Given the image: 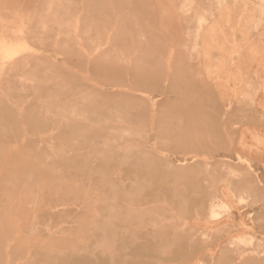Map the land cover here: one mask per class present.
I'll return each mask as SVG.
<instances>
[{
    "label": "rangeland",
    "instance_id": "1",
    "mask_svg": "<svg viewBox=\"0 0 264 264\" xmlns=\"http://www.w3.org/2000/svg\"><path fill=\"white\" fill-rule=\"evenodd\" d=\"M199 1L215 0H0V20L10 18L5 22L8 27L17 20L11 28L19 24L23 40L35 48L30 54L35 59L28 56L26 62L5 66L4 72L1 67L0 72V143L7 145L0 150V230L4 229L0 262L79 264L81 257L82 264H156L157 259L159 264H228L230 256L247 249L251 253L253 247L264 255V84L250 72L242 89L226 93L211 86L200 56L199 34L214 14L207 9L205 17L195 16ZM233 1H247L250 39H263L264 0ZM167 4L172 8L162 9ZM171 10L173 16L168 18ZM256 48L252 45V53ZM82 94H88V101L82 102ZM17 103L26 104L22 118L15 115ZM47 106L53 120L74 106H82L79 110L88 119H71L73 124L55 129L54 136L46 130L42 136L23 137L43 127L40 122ZM14 142L19 143L18 150L6 161L8 146ZM111 155L114 161L106 164L104 157ZM221 192L245 200L236 202L237 214L244 216H238L234 225L224 224L227 213L220 225L208 216L211 200ZM123 217L131 225L135 221L133 227ZM136 229L139 234L148 231L154 244L143 249L136 245L131 236ZM118 232L132 242L130 248H120ZM253 234L252 243H228L232 237ZM180 238H185L182 246L163 245ZM10 250L16 254L13 259ZM182 251L190 254L184 257ZM18 254L24 255L22 259ZM244 264H264V260L252 255Z\"/></svg>",
    "mask_w": 264,
    "mask_h": 264
},
{
    "label": "bare ground",
    "instance_id": "2",
    "mask_svg": "<svg viewBox=\"0 0 264 264\" xmlns=\"http://www.w3.org/2000/svg\"><path fill=\"white\" fill-rule=\"evenodd\" d=\"M84 4V3H83ZM232 10V9H231ZM248 12V11H247ZM17 14H19V13H17ZM2 15V14H1ZM21 15V14H20ZM20 15H18V16H16L15 18L17 19V17H19ZM120 15V14H119ZM82 16V15H81ZM2 17H3V15H2ZM2 17H0L1 19H2ZM5 17V16H4ZM117 17V16H116ZM203 17V16H202ZM19 18H21V16L19 17ZM7 19V18H6ZM4 19L3 21L2 20H0V72H2L1 71V67H4V68H2L3 69V72H4V69H5V66H8V67H10V66H12V65H15V64H22V63H24V62H26V59L28 58V56H31L30 54L32 53L33 54V49H35V48H33V47H31L25 40H23L24 39V37L23 36H25V34L24 33H22V28H20V26H19V24H18V26L17 25H15V27L13 28H11V25L12 24H14V23H16V19H14V21L15 22H12L13 21V19H12V23H10L11 25H10V27H8L7 26V24L5 23L7 20H9V19ZM11 20V19H10ZM22 20V19H21ZM199 20V19H198ZM204 20V19H203ZM203 20H201V21H203ZM79 21V20H78ZM77 21V22H78ZM200 21V20H199ZM207 21V20H206ZM261 22H262V20H260ZM18 22H20V19H19V21ZM80 22V21H79ZM79 22L77 23V24H79ZM204 22V21H203ZM23 23V22H22ZM205 23H207V22H205ZM9 25V24H8ZM116 25H118V24H116ZM17 26V27H16ZM23 27H24V23H23V25H22ZM117 27V26H116ZM213 27V26H212ZM9 28H11V31L9 32ZM240 28V27H239ZM112 29H115V28H113L112 27ZM242 29V28H241ZM77 30H78V28H77ZM202 30V29H201ZM77 33V32H76ZM79 33V32H78ZM24 34V35H23ZM11 35V36H10ZM79 35V34H78ZM75 36H77V35H75ZM237 36V35H236ZM59 38V37H58ZM79 39H80V37H79ZM252 39V38H251ZM44 40V39H43ZM240 40V39H239ZM80 41V40H79ZM40 44H42V42L40 43ZM80 45H81V42L79 43ZM108 44V43H107ZM58 45V44H57ZM82 46V45H81ZM244 47V46H243ZM33 48V49H32ZM100 48V47H99ZM103 48V47H102ZM137 50V49H136ZM172 50H173V48H172ZM240 50V49H239ZM239 50H236V51H239ZM242 50V49H241ZM253 50V49H252ZM87 51V50H86ZM35 52H37V51H35ZM173 52H174V50H173ZM241 52V51H240ZM88 54V53H87ZM171 54H173V53H170V55ZM255 54V53H254ZM37 55V54H36ZM57 55H60V54H57ZM62 55V54H61ZM191 55V54H190ZM236 55H238V53L236 54ZM240 55V54H239ZM34 56V55H33ZM42 56V55H41ZM43 56H45L44 54H43ZM89 56V55H88ZM87 56V57H88ZM32 57V56H31ZM31 57H29V58H31ZM62 57V56H61ZM91 57V56H90ZM170 57V56H169ZM41 58H44L45 59V57H41ZM92 58V57H91ZM126 58V57H125ZM130 58V57H129ZM170 58H172V57H170ZM234 58V57H233ZM32 59H35V58H33L32 57ZM31 59V60H32ZM50 59V58H49ZM90 59V58H89ZM127 59V58H126ZM47 60H48V58H47ZM53 60V59H52ZM58 60V59H57ZM125 59H123V61H124ZM129 59H127V61H128ZM49 61V60H48ZM231 61V60H230ZM229 61V62H230ZM234 62H235V60H233ZM54 62V61H53ZM57 62V61H56ZM90 62V61H89ZM125 62V61H124ZM216 62V61H215ZM34 62L32 61V63H31V65L33 64ZM37 63H39V62H37ZM36 63V64H37ZM61 63V62H60ZM47 64H48V62H47ZM219 64V63H218ZM217 64V65H218ZM236 64V63H235ZM238 64V63H237ZM68 67V66H67ZM70 67V66H69ZM215 67H217V66H215ZM26 68V67H25ZM27 68H29V65H28V67ZM26 68V69H27ZM63 68V67H62ZM168 68V67H167ZM171 68V67H170ZM60 70H61V68H59ZM64 69V68H63ZM238 69V68H237ZM76 70V69H75ZM78 70V69H77ZM24 71H26V70H24ZM41 71H43V70H41ZM62 71V70H61ZM64 71V73H65V70H63ZM62 71V72H63ZM74 71V70H73ZM168 71V70H167ZM245 72V71H244ZM80 73V72H79ZM32 74H34L33 72H32ZM67 74V73H66ZM65 74V75H66ZM87 74V73H86ZM235 74V73H234ZM0 75H2L1 73H0ZM88 75V74H87ZM128 75H129V73H128ZM203 75V74H202ZM211 75V74H210ZM242 76V75H241ZM1 77L2 76H0V79H1ZM87 77V76H86ZM129 77V76H128ZM179 77V76H178ZM203 77V76H202ZM239 77V76H238ZM245 77V76H244ZM249 77V76H248ZM21 79H22V77H21ZM25 79V78H24ZM167 79V78H166ZM84 80V79H83ZM246 80H247V78H246ZM38 81V80H37ZM166 81V80H165ZM165 81H163V82H165ZM30 82H32V81H30ZM38 82H40V80L38 81ZM130 82V81H129ZM97 83V82H96ZM165 85H166V83H165ZM49 86V85H48ZM98 86V85H97ZM132 86V85H131ZM42 88V87H41ZM121 88V87H120ZM125 88V87H124ZM1 89H3V88H1ZM10 89V88H9ZM31 89V88H30ZM46 89V88H45ZM114 89V88H113ZM113 89H112V91H113ZM129 89V88H128ZM35 90L36 89H34L33 91H34V93H35ZM40 89H38L37 91H39ZM44 90V89H43ZM42 90H40V92H41ZM54 91V90H53ZM52 91V92H53ZM125 91V90H124ZM143 91V90H142ZM141 91V92H142ZM181 91V90H180ZM187 91V90H186ZM185 91V92H186ZM15 92V91H14ZM13 92V93H14ZM22 92V91H21ZM45 92H47V90L45 91ZM49 92V91H48ZM91 92V91H90ZM43 93H44V91H43ZM42 93V94H43ZM139 93V92H138ZM181 93V92H180ZM183 93V92H182ZM212 93V92H211ZM216 93V92H215ZM227 93V92H226ZM8 94H10V93H8ZM39 94V93H38ZM56 94H58V92L56 93ZM142 94V93H141ZM145 94V93H144ZM185 94V93H184ZM45 95H46V93H45ZM143 95V94H142ZM7 96V95H6ZM9 96H11V95H9ZM44 96V95H43ZM47 96V95H46ZM90 96V95H89ZM45 97V96H44ZM62 97V96H61ZM87 97H88V94H82V96H80V98L82 99V102H85V101H88L87 100ZM143 97H144V95H143ZM8 98V97H7ZM148 98V97H147ZM90 99V98H89ZM9 100V99H8ZM7 100V101H8ZM150 100V99H149ZM159 100V99H158ZM216 100H218V99H216ZM223 100V99H222ZM15 101V100H14ZM54 101V100H53ZM77 101H78V99H77ZM118 101V100H117ZM153 101V100H152ZM151 101V102H152ZM20 102V101H19ZM59 102V101H58ZM153 102H155V101H153ZM246 102V101H245ZM256 102V101H255ZM0 103H1V101H0ZM9 103H10V100H9ZM41 103H43V104H45V103H49L47 100H42V102ZM54 103H55V101H54ZM59 103H61V102H59ZM67 103H69V102H67ZM67 103H65L66 105L65 106H67ZM75 103V102H74ZM73 103V104H74ZM78 103V102H77ZM249 104H252V103H250V102H248ZM152 104V103H151ZM214 104H215V101H214ZM217 104V103H216ZM215 104V105H216ZM235 104V103H234ZM244 104V103H243ZM24 105H26V104H22V103H17V107L16 106H14L13 105V107H15L16 109H15V115H17V118H22V117H24V114H23V111L25 110V108H24ZM48 105V104H47ZM69 105V104H68ZM198 105V104H197ZM238 105V104H237ZM245 105V104H244ZM60 106V105H59ZM62 106H64V105H62ZM78 106V105H77ZM77 106H74L73 108H71L70 109V111H68V112H62V113H60V117H59V119H57V120H53L52 118H50V113H52V110L51 109H49V107L47 106V109H46V113H45V117L43 118V119H41V124H42V128H33V130L31 131V133H25L24 135H23V137H25V136H27V134H31V135H35V134H37V135H41V134H43V133H45L46 132V130H48V133H49V135H51L52 133H53V131L55 130V129H57V128H61V126H65V125H67V127L68 126H70L71 124H73L72 122H71V119H77V118H82V119H86L87 118V115L88 114H85V111L83 112V110H79L80 108L82 109V106L78 109L77 108ZM151 106H153V105H151ZM211 106V105H210ZM218 106V105H217ZM182 107V106H181ZM187 107V106H186ZM231 107V106H230ZM247 107V106H246ZM246 107H244V108H246ZM152 108V107H151ZM156 108V107H155ZM254 108V107H253ZM257 108V107H256ZM118 109H119V107H118ZM184 109V108H183ZM231 109V108H230ZM251 109H252V107H251ZM258 109V108H257ZM11 110H13V109H11ZM60 110V109H59ZM66 110V109H65ZM67 110H69V109H67ZM120 110V109H119ZM178 110V109H177ZM246 110V109H245ZM110 113H112L113 112V110H108ZM121 111V110H120ZM156 111V110H155ZM219 111V110H218ZM253 111H254V109H253ZM256 111V110H255ZM254 111V112H255ZM14 112H12V113H14ZM116 112V111H115ZM119 112V111H118ZM117 112V113H118ZM229 112V111H228ZM248 112V111H247ZM35 113H37V112H35ZM48 113L50 114V115H48ZM116 113V114H117ZM152 113V112H151ZM225 113H226V111H225ZM252 113V112H251ZM27 114V113H26ZM115 114V115H116ZM121 114V112L119 113V115ZM156 114V113H155ZM255 114V113H254ZM260 114V113H259ZM111 115H113V114H111ZM118 115V114H117ZM150 115H152V114H150ZM157 115H158V113H157ZM248 115V114H247ZM250 115H252V114H250ZM249 115V116H250ZM261 115V114H260ZM52 116H54V115H52ZM114 116V115H113ZM155 116V115H154ZM7 117V116H6ZM12 117V116H11ZM15 117V116H14ZM100 117V116H99ZM116 117V116H115ZM182 117V116H181ZM224 117V116H223ZM8 118V117H7ZM10 118V117H9ZM36 118V117H35ZM53 118H57V117H53ZM137 118V117H136ZM157 118V117H156ZM155 118V119H156ZM264 118V117H263ZM11 119V118H10ZM10 119H7V120H9L10 121ZM81 119V120H82ZM88 119V118H87ZM115 119V118H114ZM120 119V118H119ZM186 119V118H185ZM34 120H36V119H34ZM75 120L73 121L74 123H75ZM108 120H110V118L108 119ZM108 120L106 121L107 122V124H108ZM111 120H113V118L111 117ZM115 120H117V119H115ZM121 120V119H120ZM140 120V119H139ZM151 120H152V117H151ZM151 120H150V122H151ZM223 121L225 120V119H222ZM256 120V119H255ZM254 120V121H255ZM12 121V120H11ZM87 121V120H86ZM105 121V120H104ZM123 121V120H122ZM38 122V121H37ZM39 123V124H40ZM102 123V122H101ZM121 123H123V122H121ZM31 124V123H30ZM105 124V123H104ZM111 124V123H110ZM124 124H127V123H124ZM77 125V124H76ZM103 125V124H102ZM129 125V124H128ZM153 125H155V124H153ZM243 125V124H242ZM247 125H248V122H247ZM256 125H258V124H256ZM75 126V125H74ZM95 126V125H94ZM151 126H152V124H151ZM262 126V125H261ZM104 127V126H103ZM129 127V126H128ZM131 127V126H130ZM235 127V126H234ZM239 127V126H238ZM264 127V126H263ZM1 128L3 129V130H6V127L5 126H1ZM16 128V127H15ZM27 127H24L23 126V129H25V131L27 130L26 129ZM92 128V127H91ZM105 128V127H104ZM109 128V127H108ZM153 128H154V126H153ZM99 129V128H98ZM121 130H124V129H122V128H120ZM129 129V128H128ZM137 129V128H136ZM155 129V128H154ZM179 129V128H178ZM59 130V129H58ZM67 131H69L70 130V128L69 129H66ZM115 130V129H114ZM130 130V129H129ZM128 130V131H129ZM224 130H225V132H226V129H225V127H224ZM7 131V130H6ZM63 131V130H62ZM117 131H119V130H117ZM125 131V130H124ZM152 131V130H151ZM254 131V130H253ZM66 132V131H65ZM170 132V131H169ZM224 132V133H225ZM63 133H64V131H63ZM70 133V132H69ZM101 133V132H100ZM112 133V132H111ZM114 133V132H113ZM119 133V132H118ZM128 133V132H127ZM131 133V132H130ZM228 132H226V134H227ZM256 133V132H255ZM120 134H121V132H120ZM229 134V133H228ZM227 134V135H228ZM31 135H30V137H31ZM53 135V134H52ZM65 134H63V136H64ZM70 135V134H69ZM68 135V136H69ZM115 135V134H114ZM122 135V134H121ZM120 135V136H121ZM210 135V134H209ZM255 135H257V134H255ZM29 136V135H28ZM42 136V135H41ZM54 136V135H53ZM125 136H127V135H125ZM125 136H124V138H125ZM173 136V135H172ZM226 136V135H225ZM229 136H230V134H229ZM228 136V137H229ZM236 136V135H235ZM243 136V135H242ZM242 136H241V138H242ZM245 136V135H244ZM48 137V136H47ZM64 137H66V136H64ZM109 137V136H108ZM208 137H210V136H208ZM227 137V136H226ZM41 138V137H40ZM103 138V137H102ZM123 138V137H122ZM176 138V137H175ZM174 138V140H176ZM230 138V140H233V139H231V137H229ZM240 138V139H241ZM259 138V137H258ZM24 139H26V138H24ZM39 139V138H38ZM48 140H49V138H47ZM198 139V138H197ZM244 139V138H243ZM7 140L5 139V142H6ZM40 141H41V139H40ZM255 141H257V140H255ZM8 142V141H7ZM110 142V141H109ZM112 142V141H111ZM164 142V141H163ZM191 142H192V140H191ZM9 143V142H8ZM14 143H16V144H14V146H8L7 148H8V152H10L9 153V155H7V157H6V161H9L11 158H12V156L15 154V152L18 150V142H14ZM95 143V142H94ZM22 144V143H21ZM20 144V145H21ZM155 144V143H154ZM192 144V143H191ZM233 144H234V140H233ZM259 144H260V142H259ZM106 145V144H105ZM136 145V144H135ZM7 145L6 144H1L0 143V150L1 149H3V151H4V147H6ZM140 146V145H139ZM154 146V145H153ZM193 146V145H192ZM117 147H119V149H120V146H117ZM129 147H130V145H129ZM150 147H152V146H150ZM6 148V149H7ZM106 148H108V147H106ZM105 148V149H106ZM112 148V147H111ZM232 148H234V147H232ZM13 149V150H12ZM21 149V148H20ZM104 149V148H103ZM109 149V148H108ZM116 149V148H115ZM118 149V148H117ZM116 149V150H117ZM138 149V148H137ZM142 149V148H141ZM83 150V149H82ZM99 150V149H98ZM124 150V149H123ZM161 150V149H160ZM78 151V150H77ZM80 151V150H79ZM88 151V150H87ZM97 151V150H96ZM150 151V150H149ZM7 152V153H8ZM12 152H13V154H12ZM125 152H126V150H125ZM148 152V151H147ZM188 152V151H187ZM239 152V151H238ZM255 152V151H254ZM140 153V152H139ZM146 153V152H145ZM150 153H152V152H150ZM149 153V154H150ZM171 153V152H170ZM92 154V153H91ZM95 154V153H94ZM189 154H191V156H192V152L191 153H189ZM207 154V153H206ZM210 154V153H209ZM238 154H241V153H238ZM237 154V155H238ZM50 155H51V153H50ZM93 155V154H92ZM141 155V154H140ZM146 155V154H145ZM175 155V154H174ZM194 155H196V154H194ZM100 156H102V155H99V157ZM104 156V155H103ZM240 156H243L242 154L240 155ZM244 156H246V155H244ZM196 157V156H195ZM198 157V156H197ZM73 158V157H72ZM143 158V157H142ZM246 158V157H245ZM65 159V158H64ZM90 159V158H89ZM96 159V158H95ZM119 159V158H118ZM129 159V158H128ZM242 158L240 157V160H241ZM249 159H250V157H249ZM126 160V159H125ZM141 160V159H140ZM168 160V159H167ZM246 160H247V158H246ZM28 161V160H27ZM93 161V160H92ZM104 161L106 162V164L107 163H112L113 161H114V159H113V156L111 155V156H105L104 157ZM245 161V160H244ZM94 162V161H93ZM211 162V161H210ZM25 163V162H24ZM80 163V162H79ZM130 163V162H129ZM128 163V164H129ZM150 163V162H149ZM153 163V162H152ZM170 163H173V162H170ZM247 163V162H246ZM87 164V163H86ZM109 164V165H110ZM116 164V163H115ZM121 164V163H120ZM183 164V163H182ZM244 164V163H243ZM7 165V164H6ZM150 165V164H149ZM174 165V164H173ZM208 165V164H207ZM78 166V165H77ZM115 166V165H114ZM144 166V165H143ZM167 166V165H166ZM248 166V165H247ZM251 166V165H250ZM64 167V166H63ZM92 168H93V166H91ZM173 167V166H172ZM249 167V166H248ZM77 168V167H76ZM75 168V169H76ZM165 168H167V167H165ZM209 168V167H208ZM252 168V167H251ZM91 169V168H90ZM248 169L249 168H247V173H248ZM74 170V169H73ZM209 170V169H208ZM232 169H230V171H231ZM58 171V170H57ZM101 171V170H100ZM144 171V170H143ZM147 171V170H146ZM236 171V170H235ZM71 172V171H70ZM73 172V171H72ZM231 172H233L232 174H235L234 173V171L232 170ZM230 172V173H231ZM250 172H251V170H250ZM254 172V171H253ZM1 173H2V171H1ZM78 173V172H77ZM229 173V172H228ZM240 173V172H239ZM238 173V174H239ZM81 174V173H80ZM177 174V173H176ZM250 174V173H249ZM148 175V174H147ZM207 175V174H206ZM229 175H231V174H229ZM229 175H228V177H229ZM241 175V174H240ZM240 175H238V176H240ZM248 175V174H247ZM1 176V175H0ZM77 176V175H76ZM134 176V175H133ZM144 176H146V175H144ZM236 176H237V173H236V175L234 176L235 177V179H236ZM250 176V175H249ZM95 177V176H94ZM139 177V176H138ZM210 177V176H209ZM242 177V176H241ZM240 177V178H241ZM4 178V177H3ZM89 178V177H88ZM136 178V177H135ZM150 178V177H149ZM173 178H175V177H173ZM230 178V177H229ZM239 178V177H238ZM146 179V178H145ZM176 179V178H175ZM259 179V178H258ZM136 180V179H135ZM147 180V179H146ZM171 180V179H170ZM230 180V179H229ZM260 180V179H259ZM3 181V180H2ZM1 181V182H2ZM169 181V180H168ZM225 181V180H224ZM223 181V182H224ZM231 181V180H230ZM44 182V181H43ZM134 182H136V181H134ZM206 182H208V181H206ZM40 183V182H39ZM96 183V182H95ZM165 183V182H164ZM179 183V182H178ZM177 184V183H176ZM216 184H218V183H216ZM223 184V183H222ZM224 184H227V183H225L224 182ZM38 185V184H37ZM36 185V186H37ZM42 185V184H41ZM47 185V184H46ZM45 185V186H46ZM172 185V184H171ZM170 185V186H171ZM220 185V184H219ZM249 185V184H248ZM1 186H2V184H1ZM40 186V185H39ZM49 186V185H48ZM47 186V187H48ZM139 186V185H138ZM165 186V185H164ZM163 186V187H164ZM228 187V186H227ZM3 188V187H2ZM49 188V187H48ZM48 188H47V190H48ZM168 188V187H167ZM7 189V188H6ZM50 189V188H49ZM117 189H118V187H117ZM177 189V188H176ZM186 189V188H185ZM209 189H211V188H209ZM229 189V188H228ZM232 189V188H231ZM252 189V188H251ZM35 190V189H34ZM215 190H218V189H215ZM7 191V190H6ZM38 191V190H37ZM119 191V190H118ZM138 191V190H137ZM137 191H135V192H137ZM173 191V190H172ZM231 191V190H230ZM32 192H35V191H32ZM127 192V191H126ZM198 192V191H197ZM234 192V191H233ZM236 192H238V191H236ZM184 193V192H183ZM37 194V193H36ZM40 194V193H39ZM200 194V193H199ZM218 194V193H217ZM238 195H239V193H237ZM32 195H34L33 193H32ZM31 195V196H32ZM120 195V194H119ZM125 195V194H124ZM134 195V194H133ZM177 195V194H176ZM246 195V194H245ZM263 195H264V193H263ZM263 195H262V197H263ZM122 196V195H121ZM235 196V195H234ZM240 196V195H239ZM249 196V195H248ZM256 196V195H255ZM254 196V197H255ZM35 196H33V198H34ZM82 197V196H81ZM80 197V198H81ZM113 197V196H112ZM133 197V196H132ZM257 197V196H256ZM259 197V196H258ZM257 197V198H258ZM54 198V197H53ZM149 198V197H148ZM178 198V197H177ZM180 198V197H179ZM203 198V197H202ZM254 199V200H256V201H258V199ZM45 199V198H44ZM51 199H52V195H51ZM138 199V198H137ZM166 199V198H165ZM242 199L243 198H235V197H230V196H228V195H225L223 192H221L219 195H215V198L213 199V200H211V204L209 205V214H208V216H209V218L212 220V222L214 223V224H216V225H220L222 222L224 223V221H221L220 219H221V216L224 214V213H227L228 214V219H227V221H225V223L224 224H227V225H231V224H233V222H234V220H236V218L238 217V216H240V217H242V215L243 214H241L240 212L237 214V212H236V210H237V204H236V202H240V204H242L244 201H242ZM252 199V198H251ZM261 199V198H260ZM112 200V199H111ZM125 200V199H124ZM55 201V200H54ZM116 201V200H115ZM136 201V200H135ZM187 201V200H186ZM241 201H242V203H241ZM253 201V200H252ZM263 201V200H262ZM262 201H260V202H262ZM61 202H62V199H61ZM65 202V201H64ZM79 202V201H78ZM166 202V201H165ZM1 203V202H0ZM57 203H59L60 204V202H57ZM74 203V202H73ZM156 203H157V201H156ZM164 203V202H163ZM247 203H248V201H247ZM250 203H251V201H250ZM258 203V202H257ZM15 203H11V205H14ZM51 204V203H50ZM70 204V203H69ZM68 204V202H67V204L66 205H69ZM135 204V203H134ZM141 204V203H140ZM239 204V205H240ZM263 204V203H262ZM49 205V204H48ZM119 205V204H118ZM129 205V204H128ZM245 205V204H244ZM254 205H255V203H254ZM42 206V205H41ZM45 206V205H44ZM50 206V205H49ZM60 206H62L63 207V205H60ZM70 206H71V204H70ZM134 206V205H133ZM142 206V205H141ZM162 206V205H161ZM166 206V205H165ZM175 206V205H174ZM249 206V205H248ZM46 207H47V205H46ZM45 207V208H46ZM55 207H57V206H55ZM65 207V206H64ZM63 207V208H64ZM67 207V206H66ZM112 207V206H111ZM137 207V206H136ZM143 207V206H142ZM151 207V206H150ZM241 207H243V206H241ZM254 207H257V206H254ZM52 208V207H51ZM62 208V209H63ZM146 208V207H145ZM167 207H165V209H166ZM190 208V207H189ZM247 208V207H246ZM250 208H252V206L250 207ZM260 208H261V206H260ZM39 210V209H38ZM46 210H47V208H46ZM51 210V209H50ZM54 210V209H53ZM57 210V209H56ZM135 210V209H134ZM137 210V209H136ZM135 210V211H136ZM140 211H141V209H139ZM171 210V209H170ZM244 210V209H243ZM41 211V210H40ZM139 211V212H140ZM48 212V211H47ZM68 212V211H67ZM67 212H65V213H67ZM158 212V211H157ZM259 212V211H258ZM49 213V212H48ZM54 213V212H53ZM52 213V214H53ZM123 213V212H122ZM121 213V216L123 215ZM127 213V212H126ZM131 213V212H130ZM141 213V212H140ZM51 214V215H52ZM57 214V213H56ZM68 214V213H67ZM134 214V213H133ZM251 214V213H250ZM253 214V213H252ZM257 214V213H256ZM255 214V215H256ZM126 215V214H125ZM130 215V214H129ZM176 215V214H175ZM254 215V216H255ZM34 216H36V215H33V217ZM118 216V215H117ZM124 216V215H123ZM147 216V215H146ZM244 216V215H243ZM261 216L262 215H260V218H261ZM263 216H264V214H263ZM32 217V216H31ZM177 217V216H176ZM256 217V216H255ZM258 217V216H257ZM1 218V217H0ZM36 218V217H35ZM35 218H34V220H35ZM145 218V217H144ZM263 218V217H262ZM122 219H124V221L123 222H128L127 221V217L126 218H122ZM257 219V218H256ZM1 220V219H0ZM34 220H33V222H34ZM115 220L117 221V219L115 218ZM121 220V219H120ZM126 220V221H125ZM131 220V219H130ZM255 220V219H254ZM36 221V220H35ZM115 221V222H116ZM150 221V220H149ZM154 221V220H153ZM218 221V222H217ZM32 222V221H31ZM104 222V221H103ZM113 222H114V220H113ZM129 222H131V221H129ZM128 222V224H130ZM135 222V221H134ZM134 222H133V225H134ZM255 223H256V221H254ZM259 222V221H258ZM264 222V221H263ZM3 222L1 221V223L0 224H2ZM109 223V222H108ZM118 223H119V216H118ZM120 223H121V221H120ZM124 223V224H125ZM248 223V222H247ZM254 223V224H255ZM50 224H52V223H50ZM114 224V223H113ZM155 224H157V223H155ZM260 224H261V221H260ZM46 225H47V223H46ZM105 225H107V224H105ZM105 225H103V226H105ZM110 225H112V223L110 224ZM109 225V226H110ZM131 225V224H130ZM133 225H131L132 227H133ZM234 225V224H233ZM241 225H243V224H241ZM39 226V225H38ZM50 226V225H49ZM60 226V225H59ZM63 226H64V224H63ZM98 226H99V224H98ZM116 226H117V224H116ZM115 226V227H116ZM144 226V225H143ZM259 226V225H258ZM94 227V226H93ZM112 227V226H111ZM154 227V226H153ZM162 227V226H161ZM166 227V226H165ZM261 227H263V225L261 226ZM1 228V227H0ZM31 228H33V227H31ZM30 228V229H31ZM96 228V227H95ZM103 228V227H102ZM117 228V227H116ZM115 228V229H116ZM120 228V227H119ZM136 228V227H135ZM147 228V227H146ZM160 228V227H159ZM231 228V227H230ZM256 228V227H255ZM35 229V228H34ZM37 229V228H36ZM35 229V230H36ZM47 229V228H46ZM99 229V228H98ZM112 229H113V227H112ZM125 229V228H124ZM235 229H237L236 227H235ZM2 230H4V229H2ZM2 230H0V232L2 231ZM38 230V229H37ZM147 230V229H146ZM232 230V229H231ZM254 230H256V229H254ZM253 230V231H254ZM106 231H108V230H106ZM111 231H114V229L113 230H111ZM127 231H129V230H127ZM136 231H138V229H136ZM135 230H133V231H131V236H133V238H134V243L136 244V245H141V247H142V249L143 248H146L145 246H149L150 244L152 245V243L154 244V242H153V238H150V237H148V231H147V233L146 232H143V234L141 233V234H139L140 232L138 231V232H136ZM4 232V231H3ZM34 233H36V231H33ZM125 232V231H124ZM231 232V231H230ZM229 232V233H230ZM258 232V231H257ZM2 233V232H1ZM54 233V232H53ZM128 233V232H127ZM228 233V234H229ZM256 233V232H255ZM5 233H3V235H4ZM50 234V233H49ZM117 234H119V232L117 233ZM153 234H155V233H153ZM202 234H207V232L206 231H203V233ZM36 235V234H35ZM53 235H55V234H53ZM53 235H51V237L53 236ZM5 236V235H4ZM7 236V235H6ZM43 236V235H42ZM115 236H117V235H115ZM173 237V236H172ZM50 238V237H49ZM60 238V237H59ZM125 238H126V236L124 235V234H119V236H118V239H119V244L121 245L120 246V248L121 247H123V250H126L127 249V247L129 246V245H132V242H126V240H125ZM129 238V237H128ZM4 239H5V237H4ZM41 239H42V237H41ZM57 239V238H56ZM110 239H112V238H110ZM130 239V238H129ZM159 239V238H158ZM264 239V238H263ZM125 240V241H124ZM162 240V239H161ZM167 240V239H166ZM250 241L251 243H252V241L254 240V234L253 235H250V236H238V237H232V238H230L229 240H228V243H230V244H234L236 241ZM256 240H257V238H256ZM17 241V240H16ZM41 241V240H40ZM44 241V240H43ZM53 241V240H52ZM56 242L58 241V239L57 240H55ZM184 241H185V238H183V239H176V240H174V242H171V243H169L168 244V242H165L166 243V245L165 244H163L164 246H166L167 248H173V247H179V246H182V244L184 243ZM192 241V240H191ZM190 241V242H191ZM5 242H6V239H5ZM55 242V243H56ZM115 242V241H114ZM43 243H45V241L43 242ZM131 243V244H130ZM256 243V242H255ZM258 243V242H257ZM256 243V244H257ZM260 243V242H259ZM259 243L257 244V245H259ZM2 244V243H1ZM6 244V243H5ZM7 244H11V243H7ZM115 244V243H114ZM157 244V243H156ZM161 244H162V242H161ZM227 244V243H226ZM150 245V246H151ZM158 245H160V244H158ZM189 245H191V243H189ZM263 245V244H262ZM225 246V245H224ZM223 246V247H224ZM80 248V247H79ZM126 248V249H125ZM129 248H130V246H129ZM162 248V247H161ZM164 248V247H163ZM162 248V249H163ZM254 248V247H253ZM252 248V252L251 253H246L247 251H248V249L247 250H243V251H241L239 254H233L232 255V257L230 256V260H228L229 261V263L230 264H240V263H245L248 259H250V256H256V257H259V259H261V258H263V260H264V255H262V254H260L261 253V251H260V249H258L257 247L256 248H254L253 249ZM10 249V248H9ZM18 249H20V248H18ZM17 248L15 249L16 251L18 250ZM23 249H26V248H23ZM30 249H33V248H29V249H26V250H29V252L31 251ZM62 249V248H61ZM85 249V248H84ZM161 249V250H162ZM246 249V248H245ZM4 250H6V249H4ZM14 250V251H15ZM255 250H257V251H255ZM264 250V249H263ZM7 251H8V248H7ZM11 251V255H13V250H10ZM16 251H15V253H16ZM35 250H33V252H34ZM38 251V250H37ZM140 251V250H139ZM233 251V250H232ZM9 252V251H8ZM21 252L22 253H25V252H27V251H22L21 250ZM39 252V251H38ZM41 252V251H40ZM119 252V251H118ZM168 252V251H167ZM176 252V251H175ZM174 252V253H175ZM236 252V251H235ZM7 253V252H6ZM5 253V254H6ZM37 252H35V254H36ZM61 253V252H60ZM120 253H122V251L120 252ZM139 253V252H138ZM157 253V252H156ZM156 253H155V255H156ZM161 253V252H160ZM176 253H178V252H176ZM33 254V253H32ZM190 254V252L189 251H182V256H187V255H189ZM7 255V254H6ZM14 255H16V254H14ZM14 255H13V257H12V259L14 258ZM19 255V257H21V259H22V256H24V255H22L21 256V254H18ZM37 255H38V253H37ZM141 255V254H140ZM181 255V254H180ZM237 255V256H236ZM8 256V255H7ZM7 256H5V257H7ZM27 256V255H26ZM40 256V255H39ZM72 256V255H71ZM119 256V255H118ZM142 256V255H141ZM171 256V255H170ZM173 256V255H172ZM181 256V257H182ZM31 257V256H30ZM33 257V256H32ZM153 257V256H152ZM261 257V258H260ZM3 258H4V256H3ZM2 258V259H3ZM11 258V257H10ZM24 258H26V257H24ZM34 258V257H33ZM68 258H70L71 259V257H68ZM161 258H163L162 257V255H161ZM6 259V258H5ZM7 259H9V258H7ZM12 259H9V260H12ZM28 259V258H27ZM29 259H32V258H29ZM28 259V260H29ZM37 259V258H36ZM102 259H104V258H102ZM131 259V258H130ZM146 259V258H145ZM144 259V260H145ZM148 259V258H147ZM146 259V260H147ZM171 259H172V257H171ZM216 259V258H215ZM233 259H235L236 261H233ZM1 260V259H0ZM16 260H18V258H16ZM34 260V259H33ZM124 260V259H123ZM150 260V259H149ZM232 260V261H231ZM2 261V260H1ZM3 261H4V259H3ZM6 261V260H5ZM4 261V262H5ZM13 261H15V260H13ZM12 261V262H13ZM26 261V260H25ZM32 261V260H31ZM66 261V260H65ZM70 260L69 259H67V262H69ZM142 261V260H141ZM148 261V260H147ZM153 261H155V260H153ZM157 261V263L158 262H160L158 259L156 260ZM260 261V260H259ZM6 262H8V261H6ZM84 261L81 259V257H79V260H78V263L79 264H82ZM97 262V261H96ZM125 262L126 261H124V264H125ZM166 262V261H165ZM168 262V261H167ZM0 263H2L3 264V262H0ZM32 263H33V261H32ZM32 263H28V262H24V263H21V264H32ZM70 263V262H69ZM86 263H87V261H86ZM92 263V262H91ZM154 264H155V262H153ZM156 263V264H157ZM174 263V262H173ZM228 263V264H229ZM20 264V263H19ZM74 264H77V263H74ZM94 264V263H93ZM96 264V263H95ZM152 264V263H151ZM159 264V263H158ZM171 264V263H170ZM176 264V263H175Z\"/></svg>",
    "mask_w": 264,
    "mask_h": 264
},
{
    "label": "crops",
    "instance_id": "3",
    "mask_svg": "<svg viewBox=\"0 0 264 264\" xmlns=\"http://www.w3.org/2000/svg\"><path fill=\"white\" fill-rule=\"evenodd\" d=\"M165 8L172 7L167 4L162 6V9ZM248 8L247 1L215 0L208 4L206 1H199V12L195 13V16L202 18L209 9L210 15L214 14L208 26L200 31V56L203 66L207 68L204 70L208 73L211 86L226 92L232 88L242 89L250 78V72L255 73L256 79L264 84V38L250 39ZM167 16H173V11H169ZM171 28L173 29L172 25L170 31ZM252 45L257 47L255 54L252 53ZM255 75H252V79H255Z\"/></svg>",
    "mask_w": 264,
    "mask_h": 264
}]
</instances>
